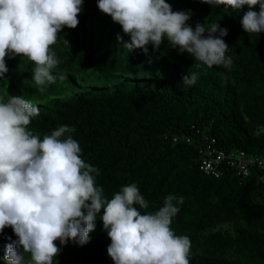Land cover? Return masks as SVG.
Returning a JSON list of instances; mask_svg holds the SVG:
<instances>
[{"label": "trees", "instance_id": "16d2710c", "mask_svg": "<svg viewBox=\"0 0 264 264\" xmlns=\"http://www.w3.org/2000/svg\"><path fill=\"white\" fill-rule=\"evenodd\" d=\"M165 2L173 12L190 13L186 26L193 30L212 23L227 30L222 39L231 67H208L166 39L158 49L148 44L147 52H129L130 37L99 11L98 0H83L77 27L62 28L50 46L60 61L53 75L65 79L41 93L34 64L6 56L0 102L18 96L37 106L27 128L41 140L60 126L74 128L81 159L99 171L93 176L104 199L135 184L148 207H133L143 215L155 214L169 195L182 197V204L173 201L179 212L170 228L189 238V264H264V172L253 169L239 180L224 168L214 178L197 162L209 137L225 152L264 150V32L243 30L247 6L233 12L200 0ZM188 73L197 75L195 84L182 83ZM102 215L103 209L86 244L56 241L53 264H113ZM24 256L27 262L30 254Z\"/></svg>", "mask_w": 264, "mask_h": 264}, {"label": "clouds", "instance_id": "9594fccd", "mask_svg": "<svg viewBox=\"0 0 264 264\" xmlns=\"http://www.w3.org/2000/svg\"><path fill=\"white\" fill-rule=\"evenodd\" d=\"M82 3L0 0V77L7 73L5 57L11 55L34 64L33 80L41 93L46 84L64 80L63 74L53 75L60 61L50 46L62 28L77 27ZM200 3L233 12L247 6L240 21L243 30L264 32V0ZM257 6L258 12L252 10ZM97 7L130 37L124 44L129 52H147L148 44L158 49L166 39L171 47L208 67L232 65L222 39L227 30L218 23L197 24L193 30L186 26L190 13L173 12L165 0H98ZM216 33L220 38H214ZM196 80L195 73H188L182 83L193 85ZM39 111L18 96L0 102V264H53L60 252L55 242L86 244L102 209L103 229L111 241L107 254L113 264H189V238L175 235L170 228L179 212L176 204H182L183 198L169 195L155 214L143 215L133 207H148L135 184L104 199L103 188L96 187L93 176L99 171L81 159L80 145L71 136L74 128L60 126L42 140L28 130ZM25 253L30 254L27 262Z\"/></svg>", "mask_w": 264, "mask_h": 264}, {"label": "built area", "instance_id": "2783aa9c", "mask_svg": "<svg viewBox=\"0 0 264 264\" xmlns=\"http://www.w3.org/2000/svg\"><path fill=\"white\" fill-rule=\"evenodd\" d=\"M209 138L198 150L197 159L199 170L205 176L218 178L224 168L232 171L239 180L249 177L253 169L264 172V150L257 154H248L244 150L225 152L214 145V138ZM261 181L264 185V175Z\"/></svg>", "mask_w": 264, "mask_h": 264}]
</instances>
